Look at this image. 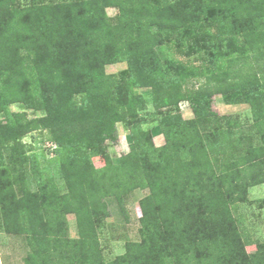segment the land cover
<instances>
[{"label":"trees","instance_id":"obj_1","mask_svg":"<svg viewBox=\"0 0 264 264\" xmlns=\"http://www.w3.org/2000/svg\"><path fill=\"white\" fill-rule=\"evenodd\" d=\"M216 95L248 105L251 119L214 112ZM182 102L193 119L159 115ZM148 103L162 146L138 116ZM122 122L130 150L115 162L105 145ZM34 132L48 133L51 159L23 158ZM259 185L264 0H0V209L4 231L25 236L29 264H264V242L249 253L235 215L241 204L264 209V196H249ZM136 190L149 191L140 240L107 262V199L124 212Z\"/></svg>","mask_w":264,"mask_h":264},{"label":"rangeland","instance_id":"obj_2","mask_svg":"<svg viewBox=\"0 0 264 264\" xmlns=\"http://www.w3.org/2000/svg\"><path fill=\"white\" fill-rule=\"evenodd\" d=\"M107 14L110 17H115L118 15V10L109 8ZM160 50L163 57H169L166 48L163 47ZM183 60L186 61L185 59ZM126 66L125 63H120L107 68V72L117 75L124 70ZM197 86L199 85L197 84ZM140 92L148 94L150 90L142 89ZM211 108L220 116L237 117L242 123L251 119V117H249L250 108L248 105H240V103L229 104L221 95L213 97ZM11 110L14 112H23L24 108L22 105L16 104L11 106ZM151 112H154V108L151 103H148L146 109L143 111L141 110L138 116L139 119L147 121L143 127L146 130L152 131L155 144L157 146H162L164 145V137L161 135L158 124L156 122H149L148 114ZM166 112L180 113L185 120L194 118L193 110L188 102L180 103L177 108L163 109L160 111L159 115ZM28 115L30 118H34L41 114L28 111ZM129 124L128 122L118 123L116 126V141L109 140L106 142V153L110 155L115 162L130 150ZM23 143L31 147L27 155L23 156L25 160L31 153L44 154L47 159H51L54 156L53 149L55 146L48 141V133L46 132L31 133L23 139ZM93 162L98 168L103 167L105 164V160L102 156L94 157ZM60 187L63 189V185H60ZM148 194L149 191L147 190H136L126 200L124 212L119 207L116 199H107L110 217L107 219L100 233L103 256L107 262H111L117 257L125 254L126 245L129 242H137L140 240L141 209L139 203L140 200ZM249 196L252 201L263 198L264 186L259 185L253 187L250 190ZM235 215L240 219L243 231L250 236L251 244L247 247L248 252L256 253L258 251V245L264 242V209H259L257 205L253 204H241ZM68 220L70 225V237L77 238L78 230L75 217L70 215L68 216ZM2 224L0 209V264H29L27 258L30 253V247L25 236L6 233Z\"/></svg>","mask_w":264,"mask_h":264},{"label":"crops","instance_id":"obj_3","mask_svg":"<svg viewBox=\"0 0 264 264\" xmlns=\"http://www.w3.org/2000/svg\"><path fill=\"white\" fill-rule=\"evenodd\" d=\"M240 105H246V104H240ZM249 113H250V115H249V117H251V111H249ZM243 117V116H242ZM263 186V185H262Z\"/></svg>","mask_w":264,"mask_h":264}]
</instances>
